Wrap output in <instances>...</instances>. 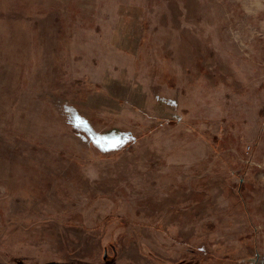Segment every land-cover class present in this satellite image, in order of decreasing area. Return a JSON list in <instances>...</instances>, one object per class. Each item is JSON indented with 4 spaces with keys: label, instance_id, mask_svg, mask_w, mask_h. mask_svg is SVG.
Listing matches in <instances>:
<instances>
[{
    "label": "rangeland",
    "instance_id": "1",
    "mask_svg": "<svg viewBox=\"0 0 264 264\" xmlns=\"http://www.w3.org/2000/svg\"><path fill=\"white\" fill-rule=\"evenodd\" d=\"M0 264H264V0H0Z\"/></svg>",
    "mask_w": 264,
    "mask_h": 264
}]
</instances>
